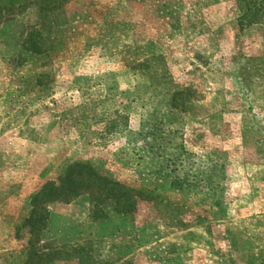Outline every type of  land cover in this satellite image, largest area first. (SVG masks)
<instances>
[{"label":"rangeland","instance_id":"rangeland-1","mask_svg":"<svg viewBox=\"0 0 264 264\" xmlns=\"http://www.w3.org/2000/svg\"><path fill=\"white\" fill-rule=\"evenodd\" d=\"M126 263L264 264V0H0V264Z\"/></svg>","mask_w":264,"mask_h":264},{"label":"trees","instance_id":"trees-1","mask_svg":"<svg viewBox=\"0 0 264 264\" xmlns=\"http://www.w3.org/2000/svg\"><path fill=\"white\" fill-rule=\"evenodd\" d=\"M38 50L37 48H33L32 52L37 53ZM76 168H79V165H73L70 166L66 173L60 177V180L58 183L56 182H50L46 184L38 194H36L32 200H31V206L32 210L30 212V217L27 218L26 222H29L34 218V216H38V211H40L43 207V204L46 201H51L55 199L58 195V193H61V189L65 186V180H67L70 175L72 174L73 170ZM126 264H131V263H126Z\"/></svg>","mask_w":264,"mask_h":264}]
</instances>
